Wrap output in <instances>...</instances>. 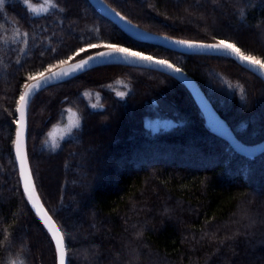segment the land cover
I'll use <instances>...</instances> for the list:
<instances>
[{"label":"trees","instance_id":"trees-1","mask_svg":"<svg viewBox=\"0 0 264 264\" xmlns=\"http://www.w3.org/2000/svg\"><path fill=\"white\" fill-rule=\"evenodd\" d=\"M105 1L148 31L199 43L225 39L264 59V0ZM109 43L183 69L242 143L264 141V80L233 58L141 41L88 0H5L0 264H58L55 244L24 194L14 153L19 97L33 82L28 76L107 50L90 44ZM148 118L175 124L154 131ZM28 126L37 188L65 236L69 264H264V153L241 155L211 133L192 92L173 77L97 67L41 92ZM68 126V136L53 147L51 132Z\"/></svg>","mask_w":264,"mask_h":264},{"label":"water","instance_id":"water-1","mask_svg":"<svg viewBox=\"0 0 264 264\" xmlns=\"http://www.w3.org/2000/svg\"><path fill=\"white\" fill-rule=\"evenodd\" d=\"M88 1L100 15L107 18L111 22H113L118 28H120L122 31H124L128 35L135 37L137 39H140L141 41H144L146 43L156 45L159 47H163V48H166V49L174 51V52L187 54V55H217L216 53L209 52L207 50H199V51L193 52L192 50L184 48L181 45L173 43V41L180 40V39H176L173 37H169V36H165V35H161V34H157V33L148 31V30L140 27L139 25L135 24L134 22H132L126 16H124L119 11H117L115 8H113L105 0H88ZM107 51H108V49L101 51V52H107ZM101 52L92 54L86 58H83V59H80V60H77L74 62H70L68 64H65V65L55 69L54 70L55 72H60L62 70V68L65 70H69L71 72V69L75 68L76 65L83 63L84 60H88V62H89L88 65H86L83 69H78L75 72H71V74L69 76L62 77L60 79L52 80L46 86L42 84L41 88H39V89H33V93H32V95H30L28 97V103H27V106L25 108L24 153L26 156V164H27L26 172L31 175L32 184L34 185V189H35V198L38 199V204L36 207L33 206L31 201H30V203H31L35 213L40 218L43 226L45 227V229L47 230V232L51 236L54 244H55V239L53 238V231H55L56 229H59L60 235L63 236L64 242H65L66 264H69L66 239H65V236H64L61 228L59 227V225L57 224V222L55 221L53 216L49 213L48 209L46 208V206H45V204L41 198V195H40L39 190L37 188V184L35 181L33 170L31 167L29 150H28V142H29L28 113H29V108H30L32 101L41 92L47 90L48 88H50V87H52L58 83L69 80V79H71L75 76H78L80 74L86 73V72L93 70L97 67H101V66H105V65H124V66H128V67L158 71V72H161V73H164L166 75L173 77L174 79H176L177 81H179L180 83L185 85L189 89V91L192 92V94L196 98L197 102L199 103L200 107L202 108V111L204 112L206 124H207L209 131L211 133H213L214 135H216V136L224 139L225 141H227L231 145V147L237 153H239L241 155L251 157V158H255V157L264 153V141L261 142L260 144L256 145V146H247L244 143H242L236 137V135L234 134V132L232 131L230 126L227 124V122L217 112V110L215 109L212 102L207 97V95L205 94V92L203 91V89L201 88L199 83L193 77H191L188 73H186L183 69H181L182 71L180 73H175L169 69L162 68V67L157 66V65H148L146 63H142L139 61H126V60H124L123 57H119V56H114V57L108 59L107 61H101L99 56H98V54ZM93 57H96V59L93 60L92 59ZM228 57L233 58L241 66H243L244 68L255 73L256 75H258L260 78H262L264 80V70H260L258 68H253V66L241 63L238 59H236L235 57H232L231 55H228ZM155 59H157V58H155ZM47 75L51 76L52 73L49 72V73H47ZM36 83H41V82L33 81V82L29 83V85L36 84ZM25 91H26V89L24 90V92ZM19 107H20V103L18 105V108ZM17 116L19 119L20 113L18 111H17ZM18 130H19V125L17 124L16 132ZM14 153H15V157H16L17 166L19 169L20 182H21V185L23 188L24 179L21 176V172H20V159L16 155V137H15V144H14ZM23 190H24V188H23ZM38 207L42 208L43 212L47 213V215L49 217H51V223L49 225H46L44 223V221L41 219V213H39L37 211ZM50 227H52V231H49ZM55 247H56V244H55ZM57 259H58V264H59V253L58 252H57Z\"/></svg>","mask_w":264,"mask_h":264},{"label":"snow or ice","instance_id":"snow-or-ice-1","mask_svg":"<svg viewBox=\"0 0 264 264\" xmlns=\"http://www.w3.org/2000/svg\"><path fill=\"white\" fill-rule=\"evenodd\" d=\"M5 3V0H0V7L3 6ZM173 43L183 46L184 48H187L189 50H192L193 52L199 51V50H207L209 52H214L217 54V56L224 57L231 55L232 57H235L238 59L241 63L253 66V68H258L260 70H264V59H260L255 55L251 54H245L244 51L241 50L240 47H238L235 43H231L225 39H219L216 41V43H197L189 40H175ZM89 47L91 48H98V47H104L107 48V52H101L98 54L101 61H107L108 59L119 56L123 57L126 61H139L142 63H146L148 65H157L162 68H166L171 70L175 73H180L182 70L181 68L175 66L173 63H170L166 59H155L151 55H145L140 51H133L130 50L127 47H120L116 44H90ZM81 52L85 51V49L81 48ZM93 60L96 59V57L92 58ZM68 60H60L59 65H49L48 68L45 71L38 72L35 75H29L28 80L32 81H39L41 83L36 84H25L24 88L26 91L19 97L20 107L17 109V111L20 113L19 119L16 121V123L19 125V130L16 132V155L20 159V172L21 176L24 179V194L27 195L28 200L32 202L33 206L36 207L38 204V199L35 198V189L34 185L32 184L31 175L26 172L27 164H26V156L24 153V134H25V108L28 103V97L32 95L33 89H39L41 88L42 84L47 85L52 80L60 79L62 77L69 76L71 72H75L78 69H83L86 65H88V60H84L83 63L78 64L75 66V68L71 69V72L69 70H65L62 68L60 72H55L54 68L57 66H63L65 64H68ZM47 72H51L52 75L48 76ZM118 95L123 97L125 93L121 92ZM52 146L56 147L55 140L52 141ZM37 211L41 213V219L44 221L46 225H49L51 223V217L47 215V213L43 212V209L38 207ZM49 231H52V227L49 228ZM53 238L55 239L56 244V251L59 253V264H66L65 256H66V249H65V242L62 235H60L59 229H56L53 231ZM15 264V262H13Z\"/></svg>","mask_w":264,"mask_h":264},{"label":"rangeland","instance_id":"rangeland-1","mask_svg":"<svg viewBox=\"0 0 264 264\" xmlns=\"http://www.w3.org/2000/svg\"><path fill=\"white\" fill-rule=\"evenodd\" d=\"M197 43H199V42H197ZM157 59H159V58H157ZM72 62H74V61H72ZM69 113H71V114H69L71 123L72 124L76 123L78 116L76 114H73L75 112H69ZM146 122H147L148 127L153 129L154 131H158L162 128L167 129V128H170L171 126H173L175 124L171 119H161V118H154V119L148 118V120ZM69 130H70L69 126H68V128L67 127L55 128L50 134V143L52 144V141L55 140L56 144H58L61 140L65 139L68 136ZM247 146H249V145H247ZM252 146H256V145H252Z\"/></svg>","mask_w":264,"mask_h":264}]
</instances>
